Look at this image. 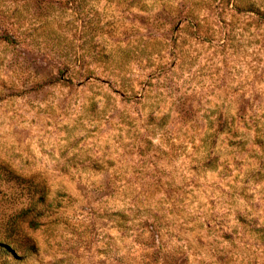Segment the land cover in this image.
Here are the masks:
<instances>
[{
  "label": "rangeland",
  "instance_id": "rangeland-1",
  "mask_svg": "<svg viewBox=\"0 0 264 264\" xmlns=\"http://www.w3.org/2000/svg\"><path fill=\"white\" fill-rule=\"evenodd\" d=\"M0 173V264H264V0H0Z\"/></svg>",
  "mask_w": 264,
  "mask_h": 264
},
{
  "label": "trees",
  "instance_id": "trees-1",
  "mask_svg": "<svg viewBox=\"0 0 264 264\" xmlns=\"http://www.w3.org/2000/svg\"><path fill=\"white\" fill-rule=\"evenodd\" d=\"M224 129L218 128L216 129V131L222 132ZM2 174L0 173V181L2 180ZM31 225L35 226L36 223L34 221L31 222ZM255 233H257L258 235V239L262 242H264V227H258L255 229ZM13 238L11 237L10 234H8L5 237H0V249H2L5 252L8 253H13L14 255H16L18 258H20V254L18 252L17 246L15 244H13Z\"/></svg>",
  "mask_w": 264,
  "mask_h": 264
}]
</instances>
